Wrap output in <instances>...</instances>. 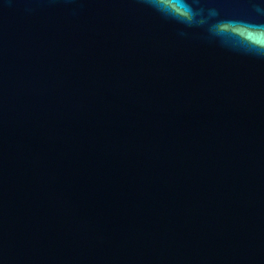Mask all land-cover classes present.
<instances>
[{
  "label": "water",
  "instance_id": "obj_1",
  "mask_svg": "<svg viewBox=\"0 0 264 264\" xmlns=\"http://www.w3.org/2000/svg\"><path fill=\"white\" fill-rule=\"evenodd\" d=\"M188 2L0 0V264H264V0Z\"/></svg>",
  "mask_w": 264,
  "mask_h": 264
},
{
  "label": "clouds",
  "instance_id": "obj_2",
  "mask_svg": "<svg viewBox=\"0 0 264 264\" xmlns=\"http://www.w3.org/2000/svg\"><path fill=\"white\" fill-rule=\"evenodd\" d=\"M146 2L165 18H171L189 26L197 22L195 19L197 13L188 0H146ZM199 23L202 24L203 21ZM210 31L223 43L264 58V24L224 20L213 24Z\"/></svg>",
  "mask_w": 264,
  "mask_h": 264
}]
</instances>
